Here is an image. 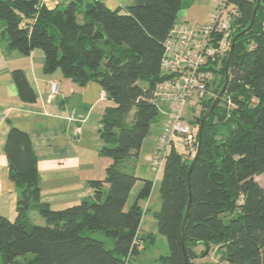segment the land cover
Returning a JSON list of instances; mask_svg holds the SVG:
<instances>
[{
    "label": "trees",
    "instance_id": "trees-1",
    "mask_svg": "<svg viewBox=\"0 0 264 264\" xmlns=\"http://www.w3.org/2000/svg\"><path fill=\"white\" fill-rule=\"evenodd\" d=\"M240 15L234 37L253 18L257 0H231ZM184 0H135L110 9L101 1L74 0L48 8L42 0H0V43L30 55L45 54L44 71L61 70L81 85L94 81L114 106L101 119L102 156L111 159L104 180L90 181L91 198L54 210L41 200L38 159L30 136L13 127L5 152L10 179L16 185L15 221L0 215V264H134L144 210L141 200L154 182L143 179L135 201L127 207L137 175L120 164L138 156L160 110L154 93L168 78L161 69L164 43L178 22ZM226 58L209 84L199 117L214 102L226 81ZM230 81L221 102L205 121L200 157L191 176L192 206L185 228L189 264L219 249L231 264H264V0L251 30L235 44ZM20 98L37 96L22 70L13 71ZM196 117L190 120L198 125ZM199 137V133H198ZM193 157L173 147L163 169L160 208L154 212L158 232L169 253L158 264H187L181 230L190 191L188 171ZM36 210L43 224L31 220ZM90 232L114 239V246Z\"/></svg>",
    "mask_w": 264,
    "mask_h": 264
},
{
    "label": "crops",
    "instance_id": "crops-1",
    "mask_svg": "<svg viewBox=\"0 0 264 264\" xmlns=\"http://www.w3.org/2000/svg\"><path fill=\"white\" fill-rule=\"evenodd\" d=\"M42 1L48 8L53 9L67 6L74 0ZM97 1L103 2L110 9H117L125 8L133 4L135 0ZM216 4L218 5L217 1ZM216 4L214 10L217 7ZM212 9V7L208 9L209 14L213 11ZM185 13L188 14L186 10H183L182 14ZM44 64L45 54L41 49H35L30 55H24L18 50H10L5 41L0 43V215L10 221H15L17 217L18 192L9 176L5 144L13 127L27 133L32 140L38 159L41 200L48 203L54 210H62L91 198L93 188L90 181L104 180L107 168L112 162L110 158L100 154L103 142L99 135V128L105 110L114 106V102L108 98L97 82L91 81L81 85L66 78L61 70L47 74L44 71ZM18 69L23 71L35 92L36 102L29 103L20 98L13 77V71ZM52 83L58 85L57 93L51 92ZM161 113L164 114L162 120L164 125L166 114ZM71 116L75 118L82 116L85 120L78 122L70 119ZM161 126L152 128L147 137L148 145L145 140L139 155L124 160L120 167H124L125 164L132 165L133 158H140L141 154H146L148 151L151 153L147 155L152 154V158ZM78 128L81 132L77 136ZM151 140L152 143H150ZM146 148H149L148 151ZM134 173L142 181L136 183L131 192L136 195L143 186V179L151 180L152 177L146 174L143 176L146 178H141L142 176H139L141 174ZM158 178L159 176H156V179ZM131 196L127 207L137 197L136 195L131 202ZM142 201L140 205L143 208ZM30 217L36 224L44 223V219L36 210L30 212ZM141 232L140 226V235Z\"/></svg>",
    "mask_w": 264,
    "mask_h": 264
},
{
    "label": "built area",
    "instance_id": "built-area-1",
    "mask_svg": "<svg viewBox=\"0 0 264 264\" xmlns=\"http://www.w3.org/2000/svg\"><path fill=\"white\" fill-rule=\"evenodd\" d=\"M240 12L231 0H218L216 9L203 23L177 22L165 43L161 62L162 72L168 78L160 82L154 97L166 121L158 138L155 154L150 160L151 170L162 175L167 156L173 147L192 157L198 149L199 125L186 118L191 103L199 111L209 94V84L215 78V69L228 58ZM51 92H58L52 83ZM72 120L82 122V116ZM81 129L78 128V136Z\"/></svg>",
    "mask_w": 264,
    "mask_h": 264
},
{
    "label": "rangeland",
    "instance_id": "rangeland-1",
    "mask_svg": "<svg viewBox=\"0 0 264 264\" xmlns=\"http://www.w3.org/2000/svg\"><path fill=\"white\" fill-rule=\"evenodd\" d=\"M216 1L218 3V0H184V4L182 9L178 13V22H184L188 21L190 23H202L207 20L208 14L210 11V7H212L214 11V6L216 4ZM217 5V4H216ZM186 10L188 14H182V11ZM212 11V12H213ZM200 111L195 109L193 105L190 103L187 107L186 112V118L188 120L193 119L194 117H199ZM164 114L160 112L158 121L155 122L152 126V128L162 125ZM163 126V125H162ZM161 126V130L159 131V137L161 135L163 127ZM153 130V129H152ZM157 137V138H159ZM149 138H146V145H148ZM153 141L151 140L150 143ZM148 147V146H146ZM148 151L149 148H146ZM151 152H147L146 154H141L140 158H133L132 165L131 164H125L124 167H120L122 170L133 173L136 172V174H141L139 176H142L141 178H146L143 176H146V174L150 175L152 177L151 180L154 181V187L153 191L151 193V196L148 200H143L142 205L144 209V215L141 222V228H142V234H146V232L154 233L156 235V239L154 242H151L152 240H139V250L140 253L135 256L131 262L134 264H158L157 259L162 256L169 253V247L168 242L165 236L161 235L158 232V219L155 217L154 212L160 208V185H161V179L162 175L159 176L158 179H156L155 173L151 170L150 167V160L152 159L150 155H147ZM146 156H148L146 158ZM147 159V162H146ZM256 180L264 186V174L259 175L256 177ZM141 180H138L137 183H141ZM137 187V186H136ZM136 189V188H135ZM137 189L135 190V192ZM138 191L136 192L137 195ZM131 199L133 202L134 198L136 197L135 193L131 194ZM95 237L101 238L105 241L106 247L111 248L114 246V239L107 238L101 233L97 232H90ZM219 249L214 250L213 252L209 253L208 255L199 258L200 262H206L209 264H231L228 261L224 260L222 258L221 253H219Z\"/></svg>",
    "mask_w": 264,
    "mask_h": 264
},
{
    "label": "water",
    "instance_id": "water-1",
    "mask_svg": "<svg viewBox=\"0 0 264 264\" xmlns=\"http://www.w3.org/2000/svg\"><path fill=\"white\" fill-rule=\"evenodd\" d=\"M260 3H261V0H257V5H256V7L254 9L253 18H252V21H251L250 25L246 29H244L243 31L238 33L233 38L232 45H231V50H230V53H229V56H228V59H227V63H226V67H225L226 81H225V84H224L223 88L221 89L219 94L216 96L214 102L212 103L210 108L206 111V113L202 117H196L195 118L196 122L198 123V125L200 127V129H199V137H198V149H197L196 154L193 157V161H192L191 166H190L189 171H188V184H189V191H190V199H189L186 215H185V218L183 220L182 227H181V230H182V233H183L182 245H183V251L185 252V255H186L185 257H186L187 264H189V261H188V257H187V254H186V248H185V228H186V224L188 222L189 216H190L192 200H193L191 176H192V171L194 169V166L196 165V163H197V161H198V159L200 157V154H201L205 121L209 117V115L214 111L216 106L221 102V100H222V98H223V96L225 94V91H226V89L228 87V84H229V81H230L229 67H230V64H231L232 57H233V52H234V49H235L236 41L241 35L245 34L246 32H248L249 30L252 29V27H253V25L255 23V20H256V15H257V11H258V8L260 6Z\"/></svg>",
    "mask_w": 264,
    "mask_h": 264
}]
</instances>
